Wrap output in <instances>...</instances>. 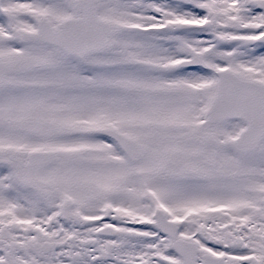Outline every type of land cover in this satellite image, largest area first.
<instances>
[{
  "label": "snow or ice",
  "instance_id": "6c2138e0",
  "mask_svg": "<svg viewBox=\"0 0 264 264\" xmlns=\"http://www.w3.org/2000/svg\"><path fill=\"white\" fill-rule=\"evenodd\" d=\"M0 264H264V0H0Z\"/></svg>",
  "mask_w": 264,
  "mask_h": 264
}]
</instances>
